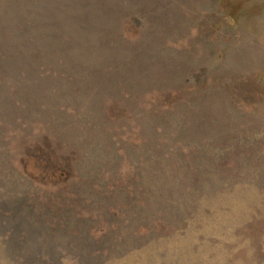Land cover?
Wrapping results in <instances>:
<instances>
[{
	"label": "rangeland",
	"instance_id": "374dc122",
	"mask_svg": "<svg viewBox=\"0 0 264 264\" xmlns=\"http://www.w3.org/2000/svg\"><path fill=\"white\" fill-rule=\"evenodd\" d=\"M0 264H264V0H0Z\"/></svg>",
	"mask_w": 264,
	"mask_h": 264
}]
</instances>
